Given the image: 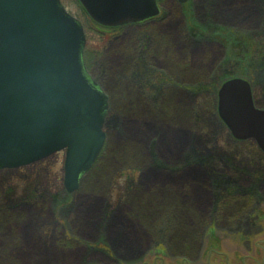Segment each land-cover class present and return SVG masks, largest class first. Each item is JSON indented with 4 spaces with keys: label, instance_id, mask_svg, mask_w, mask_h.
<instances>
[{
    "label": "rangeland",
    "instance_id": "1",
    "mask_svg": "<svg viewBox=\"0 0 264 264\" xmlns=\"http://www.w3.org/2000/svg\"><path fill=\"white\" fill-rule=\"evenodd\" d=\"M60 1L83 26L85 69L108 98L106 140L69 194L64 151L0 169V264L261 260L264 227L229 228L238 197H264V154L233 140L217 114L220 84L209 104L205 85L235 71L264 109V0H159L158 17L109 36L76 0Z\"/></svg>",
    "mask_w": 264,
    "mask_h": 264
},
{
    "label": "water",
    "instance_id": "2",
    "mask_svg": "<svg viewBox=\"0 0 264 264\" xmlns=\"http://www.w3.org/2000/svg\"><path fill=\"white\" fill-rule=\"evenodd\" d=\"M78 1L105 27L159 14L157 0ZM84 46L81 23L60 0H0V169L64 150V187L78 188L103 148L108 110L85 70ZM218 114L236 139L253 138L264 151V109L254 107L246 80L222 83Z\"/></svg>",
    "mask_w": 264,
    "mask_h": 264
},
{
    "label": "flooded vegetation",
    "instance_id": "3",
    "mask_svg": "<svg viewBox=\"0 0 264 264\" xmlns=\"http://www.w3.org/2000/svg\"><path fill=\"white\" fill-rule=\"evenodd\" d=\"M248 142H250L251 144H255V142L250 139L248 140ZM213 186L215 188L220 187L219 184L217 183H214ZM221 192L223 191H220L219 196H217L218 194L216 195L218 202H219V197H220ZM229 193L236 194L237 191L230 190ZM244 197L245 196L238 197V202L236 206L237 207L236 214L233 218L234 220H236V225L235 227L229 228V230H232L233 232H235L236 234L240 236L242 235L246 236L247 234L258 233L264 227V197L263 196L254 197L251 195L247 197L249 198L248 200H245L246 197L245 198ZM221 230H223V228ZM262 242H264V240H261L260 242L259 241L254 242V250L256 251L260 248L259 251L262 252L261 260H259L257 257L258 253L255 252V254L250 257H247L244 255L242 257V261H244V258H249V260H252L253 264H264V247L261 244ZM213 248L214 247H211V249L209 250L214 251ZM251 249H252L251 247H248V250H251ZM216 253L218 257L221 256L220 255L221 252L217 251ZM210 255H211V252H210ZM243 263L246 264L245 262Z\"/></svg>",
    "mask_w": 264,
    "mask_h": 264
},
{
    "label": "trees",
    "instance_id": "4",
    "mask_svg": "<svg viewBox=\"0 0 264 264\" xmlns=\"http://www.w3.org/2000/svg\"><path fill=\"white\" fill-rule=\"evenodd\" d=\"M81 10H83L82 8H81ZM84 12V11H83ZM85 13V12H84ZM87 20H88V22L90 23V24H92L93 25V27H95L96 29H97V33L98 34H100V35H102V36H109L112 32H114L115 31V29L114 28H105V27H101V26H99V25H97V24H95L93 21H91L90 19H88L87 18ZM208 31H206V30H204L203 28H200V33L201 34H206ZM210 33V32H209ZM225 62H227V61H225ZM225 62H223V65L221 66L222 68H224L225 69V66H226V63ZM227 69H229L228 67H227ZM223 76H222V78L221 79H219V83H216V80L215 79H213V80H210V83H207L206 85H205V88H206V91H207V93H208V98L206 99V102L208 103H210L211 102V99L213 100V97L212 96H214V90H215V86L216 85H218V84H220L223 80H224V78H226V77H229V76H238L237 74H236V72L235 71H232V72H230V71H224L223 72ZM209 97H210V100L208 101V99H209ZM208 103V104H209ZM207 104V105H208ZM212 104H213V102H212ZM214 109H215V107H213Z\"/></svg>",
    "mask_w": 264,
    "mask_h": 264
},
{
    "label": "bare ground",
    "instance_id": "5",
    "mask_svg": "<svg viewBox=\"0 0 264 264\" xmlns=\"http://www.w3.org/2000/svg\"><path fill=\"white\" fill-rule=\"evenodd\" d=\"M254 2H257V0H253ZM153 130V129H152ZM152 176H156V173L155 172H152ZM141 241V239H139V242ZM138 242V243H139ZM54 260H57V259H54Z\"/></svg>",
    "mask_w": 264,
    "mask_h": 264
}]
</instances>
